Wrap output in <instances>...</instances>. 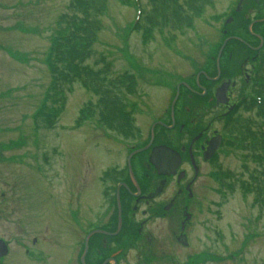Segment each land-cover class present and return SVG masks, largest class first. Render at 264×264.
<instances>
[{
	"label": "rangeland",
	"instance_id": "rangeland-1",
	"mask_svg": "<svg viewBox=\"0 0 264 264\" xmlns=\"http://www.w3.org/2000/svg\"><path fill=\"white\" fill-rule=\"evenodd\" d=\"M68 1L0 0V239L8 245H72L73 202L82 196L87 225L98 216L95 178L139 146L155 121L166 120L175 86L208 71L225 36H231L226 74H237L253 57L241 43L257 46L250 33L264 36V23L252 25L264 19V0H245L238 13L239 0H210L189 27L146 32L135 30L138 10L131 0H108L87 64L101 59L108 78L128 85L132 79V92L120 93L135 128L124 138L96 115L87 117L97 97L81 80L63 93L53 88L52 47L63 34L60 17ZM240 93L251 99L245 86ZM245 107L238 114L254 117ZM230 140L217 161L221 179L210 176L213 168L201 176L210 212L192 240L202 245L205 260L220 259L207 264H264V208L239 186L256 166Z\"/></svg>",
	"mask_w": 264,
	"mask_h": 264
},
{
	"label": "flooded vegetation",
	"instance_id": "flooded-vegetation-1",
	"mask_svg": "<svg viewBox=\"0 0 264 264\" xmlns=\"http://www.w3.org/2000/svg\"><path fill=\"white\" fill-rule=\"evenodd\" d=\"M250 34L259 43L257 46L241 43L253 57L244 61L237 74H226L231 61L230 53L227 55L228 41L219 59L218 51L212 66L208 65V71L199 70L175 86L174 97L176 93L178 96L173 113L170 104L166 120L155 121L139 146H132L122 161L104 167L93 183L102 203L101 212L90 224L80 215L85 208L82 196L73 202L72 245H8L3 240L7 245H1L5 255L0 257V264L219 261L215 255L205 260L202 245H195L191 235L204 225L205 215L210 212L204 209L201 176L206 168H213L210 176L219 180L221 167L217 161L231 145L230 126L235 115L250 101L240 93V86L252 90L255 65L264 44L260 39L264 36ZM230 37L225 36L224 40ZM147 146V150L133 154ZM157 147H165L172 153L161 151L158 158L161 171L169 174L160 173L150 163L152 150ZM173 152L179 158L178 164Z\"/></svg>",
	"mask_w": 264,
	"mask_h": 264
},
{
	"label": "trees",
	"instance_id": "trees-1",
	"mask_svg": "<svg viewBox=\"0 0 264 264\" xmlns=\"http://www.w3.org/2000/svg\"><path fill=\"white\" fill-rule=\"evenodd\" d=\"M138 10L135 30L151 31L168 28L172 31L189 27L200 16L210 0H131ZM108 0H69L60 23L63 34L55 40L52 47L50 73L53 88L63 93L81 80L87 91L97 97L94 104H88L87 117L96 115L102 127L128 138L135 128L132 118L125 110V103L120 95L122 88L132 92L131 83L119 82L108 78V65L94 66L87 62L92 58V47L101 31L100 18L103 16ZM260 64L255 76L254 96L247 103L244 112H255L253 116L235 115L230 126V136L235 145L251 157L255 164L247 171L245 181H239L244 191L254 195L255 202L264 208V44L260 54ZM100 63V64H99ZM100 65V67H98ZM83 120L80 116L79 121ZM78 121V122H79ZM132 131V132H131Z\"/></svg>",
	"mask_w": 264,
	"mask_h": 264
},
{
	"label": "water",
	"instance_id": "water-1",
	"mask_svg": "<svg viewBox=\"0 0 264 264\" xmlns=\"http://www.w3.org/2000/svg\"><path fill=\"white\" fill-rule=\"evenodd\" d=\"M256 2H258L259 0H255ZM240 6V3L238 4V7ZM264 21V20H263ZM228 22H229V20H228ZM227 41V40H226ZM226 41L224 42V44L226 43ZM223 47V46H222ZM226 85V84H225ZM225 85L222 87V89L225 87ZM218 96V95H217ZM176 98H177V94H176ZM176 98H175V100H176ZM175 100H174V102H175ZM174 102H173V104H172V107H171V110H172V108H173V105H174ZM152 138H153V136H152ZM148 147L149 146H147L146 148H144V149H142V150H139V151H137V152H135V153H140V152H142V151H145V150H147L148 149ZM161 151H164V152H168L169 154L168 155H170V154H172L167 148H165V147H157V148H155V149H153L152 150V153H151V156H150V163L158 170V171H160V173H164V174H169L168 172H162L161 171V166H160V163H159V161H158V158L160 157V156H162L161 155ZM173 156L176 158V164H178V156H177V154H175L174 152H173ZM175 167V165L173 166V168ZM1 245H6L2 240H0V257L1 256H3V255H5V250H4V248L1 246Z\"/></svg>",
	"mask_w": 264,
	"mask_h": 264
}]
</instances>
